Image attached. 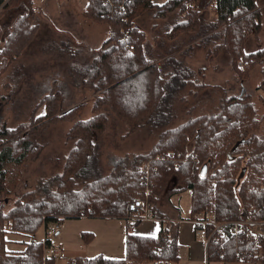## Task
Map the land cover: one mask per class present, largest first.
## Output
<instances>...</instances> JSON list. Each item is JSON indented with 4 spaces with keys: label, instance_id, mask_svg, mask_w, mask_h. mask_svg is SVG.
Listing matches in <instances>:
<instances>
[{
    "label": "trees",
    "instance_id": "1",
    "mask_svg": "<svg viewBox=\"0 0 264 264\" xmlns=\"http://www.w3.org/2000/svg\"><path fill=\"white\" fill-rule=\"evenodd\" d=\"M193 1L197 3L171 0L158 7L152 0H129L120 13L102 0H87L83 15L109 26L108 38L82 72V85L91 93L92 117L77 120L85 103L65 111L59 93L52 92L37 106L45 108L44 115L33 117L27 127L9 129L0 123V264H55V258L45 256L50 248L47 239L31 240L22 252H17L7 250V244L15 246L18 242L6 236L32 237L42 227L46 231L49 223L80 218L124 221V258L75 257L66 264H179L177 225L172 222L164 226L165 219L158 214L155 203L173 176L180 191L190 192L189 214L180 219L193 221L195 215L207 213L215 221L234 222L246 219L254 210L252 219L264 221V114L259 113L250 95H230L220 86L207 85L204 72L182 61L196 48H207L214 56L223 50L221 55L228 56L238 86L258 66L261 81L257 90H261L260 101L264 104V47L253 52L245 50L247 38L263 31L257 0H211L203 10ZM33 3L0 0V17L17 6L25 10L13 19L6 35L0 25V75L9 71L38 31L40 16ZM192 3L196 9L188 14ZM180 5L181 15L188 16V20L166 25L165 38H146L137 21L141 16L162 20L165 10L170 12ZM208 7L211 14L204 12ZM153 40L156 46L149 45ZM207 89L219 94L217 106H205L212 112L194 116L195 111L204 108L205 102L198 96ZM184 106L186 118L180 120ZM107 113L128 126V135L143 127L156 131L157 142L147 154L114 158L108 174L90 178L88 166L99 153ZM69 119L75 120L66 136L73 147L62 173L41 181L5 211L13 187L8 179L38 156L46 145H39L38 137L50 123ZM171 152L179 155L178 165L174 167L171 160L154 162L156 171H152L150 181L144 175L145 161ZM146 190H150L149 197L145 196ZM139 200L147 206L152 220H162L156 237L132 234L143 211L134 213V220L129 222L127 207ZM82 238L89 243L92 235L82 233ZM261 244L262 257L257 261L236 255L239 244L234 239L210 243L206 262L264 264V237Z\"/></svg>",
    "mask_w": 264,
    "mask_h": 264
},
{
    "label": "rangeland",
    "instance_id": "2",
    "mask_svg": "<svg viewBox=\"0 0 264 264\" xmlns=\"http://www.w3.org/2000/svg\"><path fill=\"white\" fill-rule=\"evenodd\" d=\"M162 1L166 3V0H152L158 3ZM193 2L196 5V2ZM87 3V0H34L33 9L38 11L40 16L38 31L28 46L22 50L21 55L11 64L9 71L0 75V123H5L7 128L14 129L20 125L27 127L33 117L44 115L45 108L39 109L37 106L43 96L52 92L59 93L61 106L65 111L85 103L77 120H87L92 117L91 93L82 85V72L88 68L96 50L108 38L109 26L105 23H95L91 18L83 15ZM195 5L188 14L193 13L191 11L196 9ZM160 6L162 5H158ZM181 6L173 7L170 12L165 10V17L162 20L154 21L150 16H141L137 21L146 38L151 40L154 35L159 38L155 40L165 38L163 29L166 25L171 26L174 22L182 21L183 18L188 20V16L181 15ZM186 6L192 7L189 4ZM24 11L23 6H17L0 17V25L5 35L13 19ZM200 13L205 17L203 12ZM180 36L185 37V33H181ZM179 42L181 43L182 40L179 39ZM149 45L156 46V41L149 42ZM206 49L196 48L192 53L193 57L188 59L190 66H187L195 71L204 72L205 84L220 86L227 94L240 95L243 90L242 95L244 93L250 95L259 113L264 114V104L260 101L262 92L257 90L261 81L259 67L254 66L245 82L238 86L228 56L221 55L224 51L220 50L215 57L209 55ZM198 97V100L205 104L201 102L204 108L195 111L194 116L212 112L209 108L213 105L217 106L219 94L215 90L207 89L201 91ZM185 108L187 106L182 109L180 120L182 117L183 120L186 118L183 116ZM107 118L106 129L98 142L99 153L88 166L91 169V172H88L90 178L108 174L114 158L147 154L157 142L156 131L150 132L149 128L143 127L136 133L128 135V126L115 115L107 113ZM74 121L69 119L50 123L44 134L38 137L39 145H46L38 156L18 170L15 177L8 179L13 187L5 211L12 207L16 199L34 190L41 181L62 173L66 158L73 147L66 136ZM154 162H157L155 157L146 160L143 165L150 170L148 173L150 181L152 171H156V168H153ZM175 181V177H171L155 202L160 211L165 213L166 225L172 217L170 216L169 219L165 215H176L178 213L175 211L176 206L180 208L182 217L185 218L189 214L190 192L180 191ZM146 193L150 194V190H146ZM161 221L143 222L144 233L154 234ZM56 226L59 228L54 233L47 234L48 230H54ZM47 228L45 231L42 227L32 237L7 235V240L18 242L15 246L13 243L7 244V250L22 252L25 243L47 239L50 242V248L46 250L47 255H50L51 248L62 253L60 258H55V264H66L75 257L94 258L102 255L112 259L124 258V221L80 218L49 223ZM82 233H91L92 238L89 243L82 238ZM186 262L182 257L179 264H187Z\"/></svg>",
    "mask_w": 264,
    "mask_h": 264
},
{
    "label": "built area",
    "instance_id": "3",
    "mask_svg": "<svg viewBox=\"0 0 264 264\" xmlns=\"http://www.w3.org/2000/svg\"><path fill=\"white\" fill-rule=\"evenodd\" d=\"M105 6H109L110 8L117 9L118 12H123L126 6L129 3V0H102ZM121 34L125 37H128V34L121 30ZM239 66L241 64L239 63ZM177 157L175 153L171 152L166 155H159L155 160L156 161H166L171 160L172 165L175 167L178 165ZM144 175L148 177L149 169L144 168ZM146 196L149 197L150 194L146 193ZM127 211L129 213L128 220L132 222L134 220V213L138 211H143V216L141 220H152L151 215L147 211V206L143 201H135L134 203L128 205ZM255 215V211L251 210V216ZM250 215L240 221H215L214 218L210 214H202L199 213L195 215L193 219V223L197 226L196 233L197 236L203 238L206 244V248L210 245V243L218 244L220 242L224 243L231 239H234L238 242L239 246L236 248L235 254L240 257H249L254 258L255 260H260L262 257L261 253V238L264 237V221H256L252 219ZM59 227L56 226L54 230H48L47 234L54 233ZM249 245H252L254 249H249ZM241 248V249H239ZM46 257L60 258L62 253L59 250L50 249V255Z\"/></svg>",
    "mask_w": 264,
    "mask_h": 264
},
{
    "label": "crops",
    "instance_id": "4",
    "mask_svg": "<svg viewBox=\"0 0 264 264\" xmlns=\"http://www.w3.org/2000/svg\"><path fill=\"white\" fill-rule=\"evenodd\" d=\"M171 0H166L165 2H169ZM34 2V0H33ZM211 2V0H208L207 2L205 0H197L196 6L198 7L199 10H203L206 6L209 5V3ZM34 4V3H33ZM153 4L155 5H163V1L162 2H153ZM190 6V5H189ZM257 6H258V10L261 13V21H262V25L264 27V0H257ZM211 8L208 7L206 9V11L204 10V12L206 14H211L210 12ZM38 12V11H37ZM153 39V37L151 38V40ZM264 47V30L259 33L258 35L255 36H250L247 38L246 43H245V50L246 52H253L256 51L259 48H263ZM192 56V52L189 53V55H187V57L185 56V59L182 60L183 63L185 65L190 66L189 60ZM178 206H176V212H178L176 215H165L167 218L170 219V216L172 217L170 220V222L168 223H174L176 224V239H177V243L180 247V261L183 258L186 259V263L187 264H253V263H249V262H220V261H214V262H206V253H207V248H206V244L205 241L203 240V238L197 236L196 233V228H195V224L192 221L186 220V219H180V218H184L180 215V208L179 210L177 209ZM159 212L161 213V217H164V211H160V209L158 208ZM178 210V211H177ZM158 213V214H160ZM175 216V217H174ZM174 217V218H173ZM147 221H158V220H141V222L139 223L138 226H136L133 231L132 234L136 235V236H146V237H156L162 227V224H159L156 232L154 234H145L143 231V222H147ZM166 220H164V226L166 225ZM162 223V222H161ZM61 252V251H60ZM180 263V262H179Z\"/></svg>",
    "mask_w": 264,
    "mask_h": 264
},
{
    "label": "water",
    "instance_id": "5",
    "mask_svg": "<svg viewBox=\"0 0 264 264\" xmlns=\"http://www.w3.org/2000/svg\"><path fill=\"white\" fill-rule=\"evenodd\" d=\"M242 93H243V90L241 91V93H240L239 97L242 95Z\"/></svg>",
    "mask_w": 264,
    "mask_h": 264
},
{
    "label": "bare ground",
    "instance_id": "6",
    "mask_svg": "<svg viewBox=\"0 0 264 264\" xmlns=\"http://www.w3.org/2000/svg\"><path fill=\"white\" fill-rule=\"evenodd\" d=\"M252 248L254 249V247L252 246ZM252 250V249H251ZM261 253H262V251H261Z\"/></svg>",
    "mask_w": 264,
    "mask_h": 264
}]
</instances>
